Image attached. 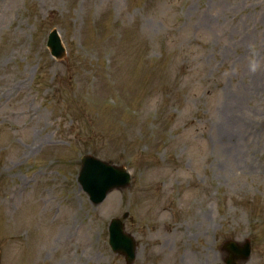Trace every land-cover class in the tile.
Here are the masks:
<instances>
[{"label": "rangeland", "instance_id": "374dc122", "mask_svg": "<svg viewBox=\"0 0 264 264\" xmlns=\"http://www.w3.org/2000/svg\"><path fill=\"white\" fill-rule=\"evenodd\" d=\"M88 153L132 173L96 204ZM246 238L264 264V0H0V264H226Z\"/></svg>", "mask_w": 264, "mask_h": 264}, {"label": "water", "instance_id": "95a60500", "mask_svg": "<svg viewBox=\"0 0 264 264\" xmlns=\"http://www.w3.org/2000/svg\"><path fill=\"white\" fill-rule=\"evenodd\" d=\"M48 44L53 54L59 57L64 55L65 47L57 30L51 32ZM82 163L79 179L94 203L103 201L110 189L128 185L131 178L130 172H127L124 167L104 162L91 154L84 155ZM110 227V238L114 248L118 251L122 250L126 254V259L131 263L136 256L134 237L124 232L120 218L113 219ZM251 247L252 243L249 240L243 243L234 240L226 241L224 243V249L227 251L226 263L237 264L241 259H248L251 256Z\"/></svg>", "mask_w": 264, "mask_h": 264}, {"label": "bare ground", "instance_id": "6f19581e", "mask_svg": "<svg viewBox=\"0 0 264 264\" xmlns=\"http://www.w3.org/2000/svg\"><path fill=\"white\" fill-rule=\"evenodd\" d=\"M236 116V115H235ZM231 117L230 118V120H228L227 122H228V124H231V125H233V124H235V122H238V123H240V120H239V118H237V117ZM230 116H227L226 115V119H228ZM237 123V124H238Z\"/></svg>", "mask_w": 264, "mask_h": 264}]
</instances>
